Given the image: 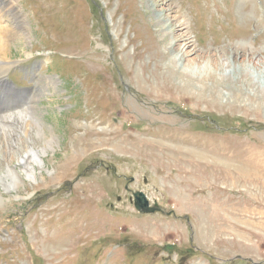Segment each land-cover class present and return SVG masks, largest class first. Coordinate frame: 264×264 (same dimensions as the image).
Returning <instances> with one entry per match:
<instances>
[{
  "label": "rangeland",
  "instance_id": "1",
  "mask_svg": "<svg viewBox=\"0 0 264 264\" xmlns=\"http://www.w3.org/2000/svg\"><path fill=\"white\" fill-rule=\"evenodd\" d=\"M7 1L0 141L11 128L9 163L29 148L44 163L1 191L0 264H264V0ZM158 10L193 43L189 65ZM244 63L256 97L198 89ZM136 191L161 211L139 213Z\"/></svg>",
  "mask_w": 264,
  "mask_h": 264
},
{
  "label": "bare ground",
  "instance_id": "2",
  "mask_svg": "<svg viewBox=\"0 0 264 264\" xmlns=\"http://www.w3.org/2000/svg\"><path fill=\"white\" fill-rule=\"evenodd\" d=\"M0 4H2L1 10L3 13L8 11L10 14H12L14 17L17 18V10H15L17 7L15 8L14 6H12L11 2H9L7 0H0ZM10 4H11V6H10ZM15 6H16V4H15ZM158 11L159 12L161 11L163 14V15H161V13H160V15H159L160 17L158 19V21L160 22V26H161V27H159V31L161 32V31H165L166 29H168L169 35L171 36V40L166 42V44L164 45V49L166 50V52L167 51H170V52L176 51L174 54H172V60L176 64H178L179 67H181L180 66L181 61H184L189 65L190 63L195 61L194 60L195 58L191 56L192 51L195 49V47L194 48L192 47L193 43H191V40L189 39V37L187 38V35L182 34V32H181L182 31V28H181L182 24L179 25V24L171 23L170 20H168V18H167L166 12H163L162 10H158ZM6 27L3 29V30H5L3 32V34L4 35L11 34V30H10L11 28L8 29ZM21 30H22V28L20 26L18 31L20 32ZM165 36H167V35H165L164 33L161 34L160 38L162 39V41L165 39ZM2 38H3L2 33H0V57H4L6 55V50H7L6 48H4V46H3L4 44L2 45V40H1ZM166 52H162V54H161L162 58H164L166 56V54H165ZM234 55H235V51H234ZM248 58H249L248 59L249 63L251 62L255 66H257L259 64V63H257L259 61H257L256 57H252L251 54ZM1 60H4V59H1ZM168 63H169V61H168ZM240 65H238L237 68L234 65V68L230 72L226 73V75H224V76H220L218 78L216 76H213V79L211 78V76H209L211 83L210 84L203 83L202 86H200L198 89H200L201 91H203V90L209 91L210 92V99L212 101H217V99L221 96V94L215 92L216 88H214V86L216 84L217 85H220V84L224 85L223 87L225 88V90L228 91L225 93V96L237 98L240 94L245 93V90H247L248 95L250 97H256L255 87L258 86L257 85L258 83H257L253 74L252 75L254 78H252V82L249 79V78H251V76L247 74V72L249 73V69L252 68V70H253L254 67H249L250 66L249 65L248 66L249 68L247 69V67H246L247 65L245 63L241 66ZM9 67L10 66H9V64H7V62L0 61V85L7 84V76H8ZM215 68L217 69L216 66H215ZM171 70L174 72H171ZM165 71L167 73L172 74V75H176V74L180 73V71H178L177 69L173 70V69L166 68ZM256 73H257V71H256ZM261 74L262 73H260V75ZM257 75H258V77H260L259 74H257ZM225 82H227V83H225ZM234 88L236 90H234ZM15 98H18V97L15 96L12 99L11 97L5 95L3 100L5 101V103L11 104L13 102V100H15ZM0 101H1V98H0ZM32 108H33V106L30 109H32ZM26 109H28V108H26ZM14 115L15 114L12 112V113H8V114L4 115V117L8 116L5 118L6 120H12L13 122H16V123L19 121V129H22V133L24 136H27L28 127H31L32 124H34L37 127L36 132L38 133L39 136H40V133H43V130L41 127L42 124H41V121L39 118L34 119L32 121H28L27 119L24 118V116L22 114H21L22 116L18 115V114H17V116H14ZM22 123H24L23 126H22ZM13 131H14L13 129L9 128V131H7V134H6V141L5 142L0 141V157H2V163L6 167L3 175L0 174V186L2 187V190L0 189V198L2 197L1 191H4V192L18 191L19 187L25 183V180L36 181V171L37 170H36L35 165L42 166L44 163V160L42 159L41 154L39 153V151H37L34 148H29L27 151L20 152L19 156L17 157L16 163H13V164L9 163V159H11L10 157L12 156V154H14V149L7 147L10 143L8 136L11 138V140L15 144V139H14L13 134H12ZM97 137H100V135H97ZM10 145H11V143H10ZM42 153H45V151L42 150ZM0 166H2L1 162H0ZM14 198L15 199L21 198V196H19V194H18L17 196H14ZM6 201L0 199V203L6 202Z\"/></svg>",
  "mask_w": 264,
  "mask_h": 264
},
{
  "label": "water",
  "instance_id": "3",
  "mask_svg": "<svg viewBox=\"0 0 264 264\" xmlns=\"http://www.w3.org/2000/svg\"><path fill=\"white\" fill-rule=\"evenodd\" d=\"M131 200L133 202L134 208L139 213L147 214V213H154L160 210L158 206L149 204V200L142 191L133 192Z\"/></svg>",
  "mask_w": 264,
  "mask_h": 264
}]
</instances>
